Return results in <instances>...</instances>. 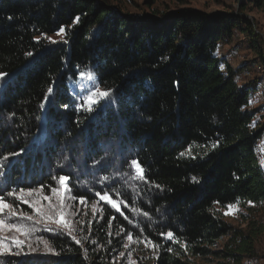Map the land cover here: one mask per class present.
Segmentation results:
<instances>
[{
	"label": "trees",
	"instance_id": "obj_1",
	"mask_svg": "<svg viewBox=\"0 0 264 264\" xmlns=\"http://www.w3.org/2000/svg\"><path fill=\"white\" fill-rule=\"evenodd\" d=\"M238 2L240 14L143 16L110 0H0V195L48 194L66 176L75 202L95 203L96 193L120 202L85 218L86 239L32 227L54 251L11 253L5 264H117L129 236L157 245L151 264L258 256L264 125L251 100L262 75L240 84L256 70L233 68L218 48L243 33L264 73V41L243 12L264 0ZM61 30L63 39H45ZM81 71L108 93L91 110L75 89ZM229 205L247 211L241 225L222 214Z\"/></svg>",
	"mask_w": 264,
	"mask_h": 264
},
{
	"label": "rangeland",
	"instance_id": "obj_2",
	"mask_svg": "<svg viewBox=\"0 0 264 264\" xmlns=\"http://www.w3.org/2000/svg\"><path fill=\"white\" fill-rule=\"evenodd\" d=\"M112 1L114 6H120V9L124 12L130 13L131 15H157L162 16L163 14H168L170 12H174L181 8H192L197 10H202L207 14L216 15L219 11H232L237 14L240 12V4L238 0H110ZM245 17L249 19L252 24L253 30L257 32L264 41V8H258L255 5L249 4L243 10ZM63 31H59L53 33L52 35L45 36V39H48L52 42L56 40L63 39ZM218 54L235 69H238L242 64L249 62L252 64L256 71L251 72L248 68H245L238 76V80L240 84L247 83L250 80H253L255 77H261L262 81L260 86L257 89V98L251 100V104L254 108L260 107L262 110L258 112L255 116L254 121L256 125H264V73H262V69H260L256 63V56L252 49L249 48L248 42L245 38V35L239 31L235 35L232 36L230 40L225 43H222L218 48ZM243 82V83H242ZM75 89L78 91L82 97L85 108H92L95 106L99 100L103 99L105 96L100 95L99 93L104 92L100 87H98L93 81L92 75L85 71H81L78 78L74 80ZM89 97L94 101L91 105L88 100ZM264 141V137L261 139ZM264 143V142H263ZM259 159L264 166V144L263 148L259 149ZM133 174L135 178H138L134 168ZM37 191H33L31 196H25L30 203H24L22 200L17 198H7V202L11 203L13 207L20 213H27L28 215L33 216V220H27L22 218V216H11L7 210H5L4 214H0V219H3L6 224L16 223L23 224L28 228H40L43 229L45 225H54L57 229L64 230L69 232L68 229H63L51 221H43L37 222L40 218L37 217L35 211L30 206L31 203L40 201L42 207L48 205L49 201L44 200V196L51 197V203L54 206H59L61 200H63V204L67 207L61 209L64 211V219L70 222L71 235L77 236L78 233L82 235L84 238L86 237L84 232L85 218H94L95 216H101V203H106V201H101L98 197L95 203L89 204L86 201L81 203L80 200L75 202L73 197L70 196L69 191H65L64 188L58 187L59 192L53 193L52 190L46 194L45 190L41 188L36 189ZM25 193L28 190L23 191ZM19 194V193H17ZM110 205V204H108ZM111 206V205H110ZM232 209L229 207L225 208L222 211V214L225 215L227 221L234 224L235 226L241 225L244 216L247 214L245 208L240 207L238 205H231ZM228 213V214H226ZM59 219V214L56 211L52 213ZM258 219H262L264 221V211L258 213ZM245 225V223H243ZM33 234L24 235L22 233H18L14 230H9L7 228L0 229V264L4 263V257L8 254H20L25 251H31L30 247L37 250L48 251L45 248V241L43 238L37 237ZM23 240L24 243L22 245H17L15 240ZM137 240H129L126 248L119 254L117 257V264H151V257L154 254L153 246L147 243H139L137 244ZM221 245V243H219ZM49 247V245H48ZM256 251L258 252V256L253 258H246L245 264H264V234L256 243ZM31 253V252H29ZM211 258V257H210ZM208 260V258H207ZM197 259L196 262L199 264H210L209 261Z\"/></svg>",
	"mask_w": 264,
	"mask_h": 264
},
{
	"label": "snow or ice",
	"instance_id": "obj_3",
	"mask_svg": "<svg viewBox=\"0 0 264 264\" xmlns=\"http://www.w3.org/2000/svg\"><path fill=\"white\" fill-rule=\"evenodd\" d=\"M61 31H63V30H61ZM99 94L103 95V96L108 95L107 92H102V93H99ZM88 102L91 105L94 101L92 100L91 97H89ZM89 110H91V108H89ZM130 163H131V167L134 168L137 177L139 179H141V180L146 179L145 178L144 169L141 166V164L139 163V161L133 159ZM68 179L69 178L66 177V176L59 177V184L61 185L62 188H64L65 191L68 190L67 189V183H66ZM105 179H107V177H105ZM33 191H37V190H31L30 189V190H28L27 193L21 191L19 194H17L16 192H9L7 195L8 196H15L17 199L22 200L24 203H30L27 199H25V196L26 195L27 196H31ZM52 192L53 193H58L59 190L58 189H52ZM96 195L100 198L101 201H106L113 208L117 209V211H120V202L115 200V199H112V197L108 193H103V194L96 193ZM43 199L49 201L48 205L45 206V207L41 206L39 200H37L36 202L30 204L32 209L35 211L37 217L40 218L39 220H37V222L39 223V222H43V221H51L52 223L57 224L58 226L62 227L63 229H68L69 230V234H71L70 222L64 219L65 213H64V211L61 210V209L65 208V207H67L66 205L63 204V200H61V203H60L59 206H54L51 203V197L44 196ZM80 202L84 203V199L80 198ZM228 207H229V209L233 208V206H231V205H229ZM5 210H7L8 213L11 216L20 215L24 219L33 220V216L28 215L27 213L17 212V210L13 207V205L11 203L7 202L5 196L0 195V214H4ZM53 211H56L59 214V219H57L55 215L50 214ZM226 214H228V213H226ZM5 228H7L9 230H14V231H16L18 233H22L24 235L30 234V232L33 230L31 228L26 227L23 224H16V223L6 224L3 219H0V229H5ZM166 235L168 236L169 239H171L173 237V233H171V232L167 233ZM86 238L87 237H85V239ZM73 239H76V237L73 236ZM128 239L129 240H133V237L129 236ZM76 242L80 243L79 240H77ZM0 243H2V240H0ZM15 243L17 245H22L24 243V241L16 239ZM149 243H151V242H149ZM152 246L153 247H157V245H155V244H153ZM45 248L48 251H54V249H51V248L48 247L47 242H45ZM30 250L31 251H35V249H33L31 247H30Z\"/></svg>",
	"mask_w": 264,
	"mask_h": 264
},
{
	"label": "built area",
	"instance_id": "obj_4",
	"mask_svg": "<svg viewBox=\"0 0 264 264\" xmlns=\"http://www.w3.org/2000/svg\"><path fill=\"white\" fill-rule=\"evenodd\" d=\"M241 74H242V73H241ZM256 98H257V93L254 94V96H253V99H256ZM263 137H264V135H262L261 138L259 139V143H258L257 148H258L261 144H264V143H263L264 141L261 140ZM257 154H258V153H257Z\"/></svg>",
	"mask_w": 264,
	"mask_h": 264
},
{
	"label": "crops",
	"instance_id": "obj_5",
	"mask_svg": "<svg viewBox=\"0 0 264 264\" xmlns=\"http://www.w3.org/2000/svg\"><path fill=\"white\" fill-rule=\"evenodd\" d=\"M242 83H243V82H242ZM260 148H263V144H261V145L257 148L258 156L260 155V154H259V149H260Z\"/></svg>",
	"mask_w": 264,
	"mask_h": 264
}]
</instances>
